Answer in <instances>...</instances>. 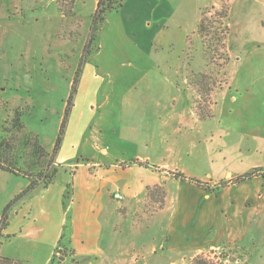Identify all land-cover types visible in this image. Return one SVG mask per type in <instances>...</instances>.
<instances>
[{
	"label": "rangeland",
	"instance_id": "1",
	"mask_svg": "<svg viewBox=\"0 0 264 264\" xmlns=\"http://www.w3.org/2000/svg\"><path fill=\"white\" fill-rule=\"evenodd\" d=\"M96 2L0 0V162L3 151L12 148L18 170L29 176L30 168L37 164L32 162L31 152L38 142L48 153L42 159L44 168L48 167L76 73L70 112L74 117L78 113L88 117L92 111L94 130L88 127L85 137L75 144L72 132L66 134V125L61 147L64 144L66 154L74 152L73 161L87 156L102 159V149L108 155L129 157L136 146L123 140L121 130L130 122L148 124L150 114H156V102L177 94L175 87L203 114L228 82L239 102L220 103L216 114L231 112L229 117L244 126L247 118L264 138V113L255 109L244 115L240 102L251 97L264 99V0H124L91 37ZM224 11L226 18L222 17ZM204 14L209 25L205 39L198 34ZM161 30L175 45L166 57L151 54V44L158 41ZM223 35L220 44L216 38ZM141 98H145L142 105ZM244 106L250 109L252 105ZM92 136L94 152L90 149ZM71 142L75 144L72 150ZM26 183L28 186L27 179L0 170V220L10 200L27 188ZM148 202L144 206L147 219L159 207ZM10 209L5 212L9 217ZM135 218H130L133 227H137ZM7 228L0 232V256H19L14 261L17 264H40L42 247L29 240H7ZM144 234L156 238L159 231ZM131 235V243L138 241V232ZM137 251L132 246L121 264H170L165 254L151 257ZM58 253L55 264L72 255L69 251L62 255L61 249ZM253 255L251 248L222 243L174 264H252Z\"/></svg>",
	"mask_w": 264,
	"mask_h": 264
},
{
	"label": "crops",
	"instance_id": "2",
	"mask_svg": "<svg viewBox=\"0 0 264 264\" xmlns=\"http://www.w3.org/2000/svg\"><path fill=\"white\" fill-rule=\"evenodd\" d=\"M155 12L154 8L152 13ZM163 32L156 39L160 41L151 44L152 55L166 57L174 50L175 45ZM231 87L227 82L217 97H212L209 119H200L188 95L175 87L177 94L156 102V114H150L148 124L130 122L121 130L123 140L136 146L127 158L108 155L102 149V159L87 156L73 161L74 152H63V144L55 161L63 168L59 170L60 179L45 190L36 188L29 198L24 196L11 206L4 234L7 240L38 244L44 250L40 264H50L62 234V245L72 255L61 264H121L132 246L138 255L165 254L174 264L222 243L251 248L252 264H264V172L220 187L254 169L264 170V138L259 137L257 127L250 126L247 118L245 126L232 120L231 112L227 116L222 111L216 114L220 103L239 102ZM139 100V104L145 103V98ZM240 102L244 115L255 109L264 113L263 98ZM249 104L250 109L244 106ZM90 113L88 117L80 113L74 117L72 111L69 116L66 134L72 132L75 144L85 137L88 127L94 130V116ZM93 139L90 137V149L94 152ZM164 176L176 179L164 181ZM70 181L72 202L67 222L62 196L64 185ZM152 187H159L164 198L162 206H157L147 219L144 208L149 202L145 194ZM115 193L122 196L121 201L113 198ZM133 216L137 227L130 224ZM155 229L159 231L157 237L146 238L144 233ZM133 232H138V241L131 243ZM0 257L15 261L19 256Z\"/></svg>",
	"mask_w": 264,
	"mask_h": 264
},
{
	"label": "trees",
	"instance_id": "3",
	"mask_svg": "<svg viewBox=\"0 0 264 264\" xmlns=\"http://www.w3.org/2000/svg\"><path fill=\"white\" fill-rule=\"evenodd\" d=\"M123 2H124V0H97L96 9H95V12H94L93 17H92V25H91L92 34H91V37L93 35V32L97 30V27L100 26L104 22L106 15L111 11H116L119 8H121ZM226 14H227V12L224 11V13H222V17L226 18V16H227ZM204 16H205V14L200 19V22L198 24V34H199V36H201V38L205 39L206 36L208 35L209 25H208V21H207L206 17H204ZM225 31H226V29H225ZM216 40L218 43L221 44L225 40V37L223 35L222 37H217ZM225 61H227V58H225ZM76 78H77V73H76L75 79L73 80V83L71 85V93L69 95L68 102H67L66 108L64 110V116H63L62 122L60 124V128H59L57 137L55 139V142H54V145H53V148L51 151L52 155L50 156V160H48V163H47V165L49 164L48 167L46 166L44 168V161L42 160L43 158H45L47 156L48 153H47V151L45 153L44 148L41 147V145H39L38 142L33 143V149L31 152L32 156L35 158V160L33 159L32 162L35 163L34 161H36L37 164L33 165L30 168L31 172L29 173V176L28 175L25 176V175L21 174L20 171L18 170L17 160L14 157V154H12L10 151L12 148L7 152L3 151V153H2V156H4V159H3V161L0 162V170H3L4 172L14 174L16 176H21V177L27 179L28 180V186L24 191H22L13 200H11L8 203V205L5 207L4 212L1 216V220H0V232L8 224V222H7L8 216L5 214L6 210L9 207L11 208V206L15 202L19 201L25 195L32 192L36 188L41 187L42 189L45 190L49 185H51L55 182V180L59 174V170L63 169L62 167L56 165L55 161H56L57 154L61 148L65 128H66V125L68 123V119H69V116L71 113L70 111H71V108L73 105L72 98H73V95L76 93V83H77ZM203 78L204 77L201 76V79H203ZM204 94L205 95L209 94V90L208 91L205 90ZM204 104H206V103H204ZM208 109H204L203 114H201L200 112H197V110H196L198 117L200 119L211 118V112ZM16 117H19V116H16ZM18 121H19V119L16 118L15 122H14L17 127H19V125H20ZM5 154H6V156H5ZM130 164H137L139 166L146 167V165H144L138 161H131ZM35 167L37 170L33 172ZM261 172H264V170L261 171L260 169H254L251 172L246 173L245 175H243L241 177H237L235 180L229 181L228 183H221L220 187H224L227 184L240 183V182H243L245 180H249L252 177L259 175ZM177 178L184 180V177H182L181 175H177ZM196 184H199V183L196 182ZM145 197L148 201H150V202L153 201V203L158 204L159 207H161L163 204L164 194L159 187L147 188ZM71 202H72V185H71V181H70L69 183L64 185V194L62 196V208L64 210V213L66 214L67 222L69 221L68 210H69V206H70ZM65 227L66 226H64V229H65ZM63 239H64V235L62 234L60 241L56 245L54 253L56 252V250L58 248H61L62 255L65 256V254L68 252V250H67V248H65L64 245H62ZM54 258H55V254L52 256L50 264H53ZM0 264H17V263H15L12 260L4 259V258L0 257Z\"/></svg>",
	"mask_w": 264,
	"mask_h": 264
},
{
	"label": "built area",
	"instance_id": "4",
	"mask_svg": "<svg viewBox=\"0 0 264 264\" xmlns=\"http://www.w3.org/2000/svg\"><path fill=\"white\" fill-rule=\"evenodd\" d=\"M113 198H114L115 200H118V201H121V200H122V196H121L120 194H118V193H115V194L113 195ZM60 249H61V248H58L54 254H55V255H58V254H59L58 252L60 251Z\"/></svg>",
	"mask_w": 264,
	"mask_h": 264
},
{
	"label": "water",
	"instance_id": "5",
	"mask_svg": "<svg viewBox=\"0 0 264 264\" xmlns=\"http://www.w3.org/2000/svg\"><path fill=\"white\" fill-rule=\"evenodd\" d=\"M171 179L175 180L176 178H175V177L170 178V177H168V176H164V177H163V180H164V181H170Z\"/></svg>",
	"mask_w": 264,
	"mask_h": 264
}]
</instances>
